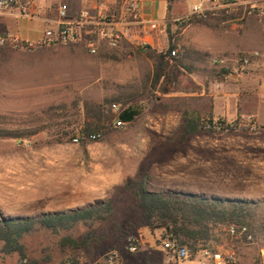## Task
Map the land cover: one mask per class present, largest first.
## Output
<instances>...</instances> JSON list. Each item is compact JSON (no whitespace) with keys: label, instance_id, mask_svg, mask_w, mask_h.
<instances>
[{"label":"rangeland","instance_id":"obj_1","mask_svg":"<svg viewBox=\"0 0 264 264\" xmlns=\"http://www.w3.org/2000/svg\"><path fill=\"white\" fill-rule=\"evenodd\" d=\"M92 2L79 11L120 15L124 0ZM249 2L263 13L249 14ZM243 3L232 19L179 30L176 22L191 17L192 6L182 3L183 10L165 33L163 51L176 46L174 58L184 64L175 72L178 86L162 85L168 94L149 81L155 69L153 49L140 51L136 45L111 50L101 43L95 57L83 46L5 50L6 56H0V129L24 136L40 131L24 140L0 139V220L39 218L113 202L108 221L89 228L77 225L60 236L41 230L26 237L28 264H96L113 251L133 264L125 252L129 238L140 240V253L151 244L162 247L163 232L140 227L141 210L122 191L128 181L144 177L153 193L257 205L250 221L252 244L229 238L228 226L214 227L210 240L197 252L190 250L191 258L182 263L201 264L205 260L200 251L208 248L236 252L237 264H264V72H247L254 60H264V0ZM18 22L25 38L35 40L45 31L39 18ZM5 32L9 31L0 30V35ZM245 58H250L248 65ZM115 98L141 111L134 123L118 128L115 120L98 140H71L68 125L77 108ZM117 106L119 111L123 108ZM184 112L212 115L215 124L226 126H233L238 115L244 121L233 130L215 125L185 139ZM91 231L104 237L101 245L83 251L61 248L63 236L81 241ZM2 247L0 241V264H20L18 255L5 256ZM156 261L145 259L141 264Z\"/></svg>","mask_w":264,"mask_h":264},{"label":"trees","instance_id":"obj_2","mask_svg":"<svg viewBox=\"0 0 264 264\" xmlns=\"http://www.w3.org/2000/svg\"><path fill=\"white\" fill-rule=\"evenodd\" d=\"M172 5L176 0H167ZM255 14L261 15L263 11L255 8ZM236 10L230 14L224 12L217 17L202 18L192 16L186 20L176 22L179 30L191 26L208 27L211 20L223 18L232 19ZM128 45V44H124ZM141 49L140 51H142ZM151 51V48H149ZM11 51V50H10ZM176 46L171 45L168 50L152 51L151 59L155 61L154 76L149 79L153 88L168 83L179 85L175 79L176 71L184 67V64L176 60ZM23 52V51H20ZM175 53V55H173ZM5 57L6 51L1 55ZM163 94L169 91L163 86ZM128 101L115 98L104 104L96 105L85 103L77 108L75 120L68 125L71 129V140H92V136L105 135L107 126L115 120L122 125H130L136 121L141 111L135 105H129ZM121 105L123 108L118 115H114L112 106ZM51 114L52 111H51ZM244 119L238 115L233 126H226L225 122L214 123L212 115L209 117H193L188 112L183 113L182 135L185 139L202 134L207 128L213 129L219 125L233 130L238 128ZM40 131L36 130L27 136L0 129V139L24 140L34 137ZM99 138V139H100ZM98 140V139H97ZM141 210L140 227L151 232L162 231L163 238L175 242L179 246H186L193 252L198 251V246L206 243L211 238V229L219 226H245L254 235L252 224L256 217L257 205L253 202L227 200L222 198H207L195 194L181 193H153L150 192L147 178L139 181H128L122 189ZM112 200L96 203L82 209L68 212H60L43 215L39 218H1L0 241L3 243L2 254L5 256L18 255L20 264H28L27 248L23 240L41 230L48 231L55 236L72 231L77 225L91 227L95 224L110 220L113 217ZM104 237H97L94 232H88L83 240L79 241L71 236H63L60 246L63 249L73 251L90 250L92 247L101 245Z\"/></svg>","mask_w":264,"mask_h":264},{"label":"built area","instance_id":"obj_3","mask_svg":"<svg viewBox=\"0 0 264 264\" xmlns=\"http://www.w3.org/2000/svg\"><path fill=\"white\" fill-rule=\"evenodd\" d=\"M19 0H0V13L8 12L15 8ZM243 0H209L207 3H194L191 8V17L202 18L217 17L224 12L230 14L243 5ZM256 6L249 2L248 13L255 14ZM58 20L54 26L48 27L42 38L35 43L24 42L17 35L5 32L0 35V55L2 50L26 52L41 48H60L69 46H83L90 56H97L100 52V44L104 43L111 50H118L124 44L136 45L143 50L151 48L147 38L150 25L141 20V4L138 0H124L120 15H106L100 11L92 12L83 10L76 16L70 15L68 5L62 3L58 6ZM25 17L30 18L28 15ZM143 31L144 33H140ZM175 55V53H173ZM254 54L252 57H258ZM250 58H245L243 63L248 65ZM112 111L117 113L119 106H112ZM118 128L125 127L116 120ZM100 136H92V140ZM76 143L78 141H75ZM227 236L233 240H242L248 244L254 242V236L245 226L228 227ZM140 240L129 238L125 252L135 256L140 253ZM162 249L170 256V262H185L191 258V251L186 246H179L175 242L163 238ZM204 258L201 264H237L238 256L234 251H213L204 249L200 251ZM65 264H81L80 262L68 261ZM96 264H126L123 255L118 251L108 253L101 262ZM165 264V263H151Z\"/></svg>","mask_w":264,"mask_h":264},{"label":"crops","instance_id":"obj_4","mask_svg":"<svg viewBox=\"0 0 264 264\" xmlns=\"http://www.w3.org/2000/svg\"><path fill=\"white\" fill-rule=\"evenodd\" d=\"M138 1L141 4V20L143 23L150 25L147 38L151 43V49L163 51L167 45L165 37L166 28L172 22H176L178 16L183 10L182 3L185 4L187 1L188 4L192 6L194 3H205L209 0H176L172 5H169L167 0ZM62 3L68 5L71 16H76L83 11H79L80 6L93 2L92 0H27V2L22 0L17 9L0 13V30L9 31L17 35L24 42H38L43 34L35 40L25 38L19 31L20 23L18 21L23 18L28 20H30V18H39L46 30L48 27L54 26L55 22L58 20V6ZM26 15L30 18L25 17ZM140 33L143 34L144 32L141 31ZM247 72H264V60H254L252 65L248 67ZM130 257H133L131 260L133 264H141L145 259H158L156 263L165 264L169 263L171 260L170 256L162 249V247H156L153 244L148 248L144 247L138 258L131 255ZM126 260L129 261V258H126ZM172 263L184 264L177 261H172Z\"/></svg>","mask_w":264,"mask_h":264}]
</instances>
